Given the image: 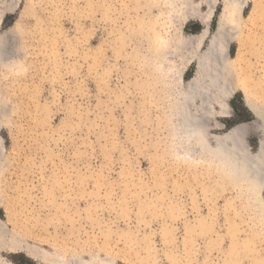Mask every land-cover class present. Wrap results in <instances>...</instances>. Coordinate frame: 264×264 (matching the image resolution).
<instances>
[{
  "label": "rangeland",
  "instance_id": "rangeland-1",
  "mask_svg": "<svg viewBox=\"0 0 264 264\" xmlns=\"http://www.w3.org/2000/svg\"><path fill=\"white\" fill-rule=\"evenodd\" d=\"M0 1V242L23 249L1 263L264 264V211L216 156L264 141V0L223 31L226 0Z\"/></svg>",
  "mask_w": 264,
  "mask_h": 264
},
{
  "label": "bare ground",
  "instance_id": "bare-ground-1",
  "mask_svg": "<svg viewBox=\"0 0 264 264\" xmlns=\"http://www.w3.org/2000/svg\"><path fill=\"white\" fill-rule=\"evenodd\" d=\"M238 1L239 0H226L225 6H224V11H223L221 20H220L219 25H218L219 31H223V30L229 29V28H231V29L236 28L235 26H236V16L238 14V7H237ZM1 3H0V19L4 14V11L13 12V9H14V3L12 5L5 4V2H3L2 4ZM193 17H197L198 20L202 23V25H204L206 27L204 32L199 35L200 39L205 38V36L207 34V26H208V23L210 20L206 16L199 17L197 14L196 7L193 9ZM19 30H20L19 28L14 29L13 32L14 33L16 32L18 34ZM218 40H219L218 38H214L211 41V43H210L211 49H217L216 45H217ZM3 44H5V38L0 35V60H1V57H2L3 51H4L3 50L4 49ZM7 53H8V51H7ZM200 70H205L204 66L202 65L201 62H200ZM201 73H202V71H201ZM204 75L205 76L207 75V73L205 74V71H204ZM2 104H3V99L0 98V109L2 107ZM1 122H2V118L0 116V123ZM196 126L197 125H195V127ZM241 129L242 128L240 127V128H236V129L232 130L225 137V139L226 138L228 139L229 137H231L235 133L239 132ZM194 133L195 134L197 133L196 128H194L193 134ZM216 142H217L216 156L222 158L223 163H224V161L226 162V164H227V165H225L226 167L228 165L230 166L229 167L230 168L229 174L231 177V182H233V181H235L236 183L247 182L246 184H249L253 199L256 200L255 202L259 206L258 208H261L264 211V197H263V193H264V141L262 140V143H261L262 145H261V149H260L259 154L254 156V157L253 156H247V153H245V151L242 148H240L241 145H240L239 140H234L233 142H231L232 146H230V147L225 145L224 139H222V138H217ZM218 163H219V161H218ZM225 171L228 172V170H225ZM234 185H236V184H234ZM250 196H251V194L249 195V197ZM1 237H2V232L0 230V239H1ZM17 250H23V249L16 247L14 245V243H1L0 242V251H6V252L10 251V252L15 253V251H17ZM24 250L26 251L27 255L31 259H33L35 261H39L42 264H58L60 262V259H58L56 256L46 255L43 253L35 252V250L34 251L33 250H27V249H24ZM0 264H3V263H1V261H0ZM89 264H97V263L92 262Z\"/></svg>",
  "mask_w": 264,
  "mask_h": 264
}]
</instances>
